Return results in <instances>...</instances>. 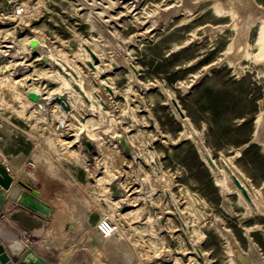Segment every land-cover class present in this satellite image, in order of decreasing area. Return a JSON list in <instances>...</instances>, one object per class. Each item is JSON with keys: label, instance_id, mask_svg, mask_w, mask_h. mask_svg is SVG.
Returning <instances> with one entry per match:
<instances>
[{"label": "rangeland", "instance_id": "374dc122", "mask_svg": "<svg viewBox=\"0 0 264 264\" xmlns=\"http://www.w3.org/2000/svg\"><path fill=\"white\" fill-rule=\"evenodd\" d=\"M263 28L264 0H0V150L12 139L14 153L27 151L45 172L44 192L54 177L93 189L92 219L119 225L109 264H264ZM33 39L80 69L89 91L112 86L108 111L84 99L67 115L53 101L45 114L33 103L28 90L46 98L62 86L29 52ZM88 48L110 66L100 76ZM171 97L214 160H230L248 180L258 209L218 184Z\"/></svg>", "mask_w": 264, "mask_h": 264}, {"label": "crops", "instance_id": "0c3cea01", "mask_svg": "<svg viewBox=\"0 0 264 264\" xmlns=\"http://www.w3.org/2000/svg\"><path fill=\"white\" fill-rule=\"evenodd\" d=\"M0 153V164L10 169L7 174L12 178L9 190L0 189V218L21 235L28 249L47 264H109L110 254L115 255V249L110 248L114 236L103 237L96 228L98 221L89 213L91 205L85 196L86 192L93 194V189L68 187L66 182L54 177L44 192L40 184L46 178L45 172L41 167L33 165V170L28 166L32 162L27 151L14 153L10 139ZM20 181L30 186L31 193L48 206L39 203L43 211H50L49 218L18 203L26 191L19 185ZM83 245L86 249H82Z\"/></svg>", "mask_w": 264, "mask_h": 264}, {"label": "bare ground", "instance_id": "6f19581e", "mask_svg": "<svg viewBox=\"0 0 264 264\" xmlns=\"http://www.w3.org/2000/svg\"><path fill=\"white\" fill-rule=\"evenodd\" d=\"M234 0H229V3H232ZM118 4H120V3H118ZM228 5V4H227ZM229 6V5H228ZM173 13V12H172ZM171 13V14H172ZM175 13V12H174ZM174 17V16H173ZM170 22V21H169ZM153 23V22H152ZM141 25V24H140ZM151 26H153V24L151 25ZM35 39H33L32 41H34ZM31 43V42H30ZM257 43V42H256ZM87 45V44H86ZM257 45H260V48H261V53H262V56H264V28H263V31H262V35H261V38H260V40L258 41V43H257ZM244 46V45H243ZM41 46H40V44H38V46L36 47V51L35 52H33V50H32V48L31 47H29V52H33L35 55H37V56H39L41 59H42V61L45 63V64H47V65H49L50 67H52V68H54V70H55V76L53 77L56 81L58 80L59 82H60V84L62 85L61 86V89L56 93V94H49L48 95V97H43V94L41 93V92H39V91H34V92H36V93H38L39 94V96H40V100L38 101V102H33V103H36L38 106H39V108L45 113V114H47V111H48V108H47V106H48V104L49 103H51V102H53V101H55V98L56 97H58V96H60V95H67V99H68V103H69V105L72 107V105H75V106H78L79 104L78 103H81V101L82 100H86L87 99V101L90 103V108H95V103H98L99 104V106L101 107V109H102V107H103V105L102 104H105V105H107V107H108V100H109V98H108V96H107V94H106V92H105V90L107 91V93L109 92L108 90H107V87H110V89L112 90V94L110 93V95H111V97L112 98H114V97H116L117 95H118V93H117V91L114 89V88H112V86H110V85H107V84H104V83H102L103 84V88H102V90H101V92H92V91H89L87 88H86V78L84 77V75L82 74V72L80 71V69H78L76 66H74V65H71L70 63H66L65 62V60H63V59H61L60 57H54V56H51V55H45L42 51H41ZM95 49H96V47H95ZM95 49H91L90 48V50H91V52L93 53V54H95L98 58H99V60H100V64L99 63H93L94 64V68H91V67H89L94 73H95V75H97V76H100V74H102L103 72H105L110 66H106V63H105V65L103 64V62H102V59H100L101 58V56H99L98 55V53H97V49L95 50ZM90 54V53H89ZM60 56V55H59ZM62 57V56H61ZM66 56H64V58H65ZM90 57H91V54H90ZM92 58V57H91ZM68 59V58H67ZM66 59V60H67ZM68 61V60H67ZM88 61H91V59H87L86 60V62H88ZM114 64H116V63H114ZM46 65V66H47ZM101 65H103L105 68H102L101 67ZM51 68V69H52ZM53 70V71H54ZM91 73V72H90ZM94 75V74H93ZM94 75V77H96ZM93 77V76H92ZM93 77V78H94ZM101 83V82H100ZM75 86H77V87H79V89L81 90V91H83L84 92V95L85 96H83L78 90H76V88H75ZM29 92H31L30 90H28V93ZM123 97V96H122ZM172 99H174L173 97H171V100ZM173 106V105H172ZM174 107V106H173ZM59 108L61 109V111L64 113V114H69V113H71L72 112V108H71V110H69V111H64L63 110V108L61 107V105H59ZM78 108H79V106H78ZM77 109V108H76ZM75 109V110H76ZM96 109V108H95ZM175 109V108H174ZM79 110V109H78ZM106 110V109H105ZM106 111H108V110H106ZM75 112V111H74ZM73 112V113H74ZM102 113H103V111H101ZM177 112V111H176ZM76 115H77V113H76ZM76 115H75V117H76ZM127 116V115H126ZM77 117H78V119H81L80 117H82V116H80V115H77ZM83 119V118H82ZM77 120V119H76ZM132 120V119H131ZM78 121V120H77ZM79 121H81V120H79ZM83 122V121H82ZM60 125L61 126H65L64 124L66 123V119H62V120H60ZM183 123H184V125H185V127H186V131H185V134H184V137H190V138H192L195 142H196V144L198 145V148H199V151H200V153H201V156H202V158H203V160H204V162L207 164V161H206V159H205V157L206 156H209V157H211L213 160H214V158L212 157V155H211V153H210V151L205 147V145L203 144V140H202V138H201V136L194 130V129H192L191 127H190V122H189V120H188V118H184L183 119ZM81 124V123H80ZM82 125V124H81ZM82 129V128H81ZM121 132V131H120ZM124 132L122 131L121 133H119L118 134V137L117 138H119L118 139V141L120 140V137L122 136V134H123ZM160 137H162L163 135H161V134H158ZM195 136V137H194ZM127 142H128V144L131 146V151H132V158L135 160L136 158H138V157H141L140 155V153H138V152H135V150H133L132 149V144H131V142L128 140V138H127ZM152 158V160L155 162V164H156V166H157V169H158V173L159 174H161V165H160V163H159V161H158V159H157V157H151ZM222 158V157H221ZM136 161V160H135ZM214 162L216 163V165H217V169L214 171V170H212V169H210V167L208 166V164H207V166L209 167V169L213 172V174L217 177V182H218V184L220 185V186H222V188L223 189H225V187L226 186H228V185H230L231 187H230V189H234V191H236L237 193H238V195L240 196V198H241V201L242 202H244L246 205H248V206H250V207H253V208H256V209H258L259 208V202H258V200H257V197L255 196L256 195V193L254 194V191H253V188H252V186L250 185V183L248 182V180H246L245 179V177L241 174V173H239L238 172V170L233 166V164H232V162L230 161V160H228V159H223L222 160V162L221 163H218L217 161H215L214 160ZM226 168H228L229 169V171L230 172H228L227 170H226ZM156 169V170H157ZM156 173V172H155ZM231 174H234V175H236L238 178H239V180L242 182V184L244 185V186H247V187H249L248 188V191H249V194H250V197L252 198V203L250 204V203H248L247 201H246V199L243 197V195L241 194V192H240V190L236 187V185L234 184V182H233V180H232V178H231ZM161 177V176H160ZM159 178V177H158ZM161 179V178H160ZM117 184L115 183V186H116ZM170 190V189H169ZM169 190L167 191L166 190V192H167V194L168 195H170V192H169ZM227 191V190H226ZM123 204V203H122ZM252 210H254V209H252ZM176 215H177V217L180 219V221H181V224L183 225V229L185 230V231H187L188 230V226H187V224H186V221H185V219H184V216H183V214H182V212H180V211H177V213H176ZM189 233V232H188ZM194 246L195 247H197L198 245L197 244H194ZM197 250H198V248H197ZM263 263H264V259H263Z\"/></svg>", "mask_w": 264, "mask_h": 264}, {"label": "water", "instance_id": "95a60500", "mask_svg": "<svg viewBox=\"0 0 264 264\" xmlns=\"http://www.w3.org/2000/svg\"><path fill=\"white\" fill-rule=\"evenodd\" d=\"M38 41L34 40L31 41L30 47L32 48L33 52L36 51V47L38 46ZM89 53L91 54L92 59L100 64L99 58L91 52V50L88 48ZM88 66L91 68H94V64L91 61L87 62ZM104 67L103 65H101ZM115 69L118 68L116 64L112 65ZM130 67L133 69L134 72H137L136 68L133 65H130ZM76 90H78L83 96L84 92L79 89V87L75 86ZM107 90L112 94V90L110 87H107ZM28 98L34 102H38L40 100V96L36 92H29ZM87 100V99H86ZM55 102L61 105L64 111L70 110V105L68 103L67 95H60L55 98ZM174 108L180 115L182 119L186 118L184 112L182 111L180 105L178 104L176 99L171 100ZM105 109H108L107 105L102 104ZM153 124V122L151 121ZM195 137V136H194ZM128 135L124 132L119 140L120 147L124 150L126 154L129 156L132 155L131 146L127 142ZM82 144L86 146L87 151H93L94 150V143H92L87 138H82ZM208 166L212 170L217 169V165L214 162V160L206 156L205 157ZM228 172L229 169L226 168ZM9 173L7 169H4L3 166L0 164V189L1 187L9 190L12 184V178L7 174ZM231 178L236 185V187L240 190L243 197L246 199L248 203H252V198L250 197L249 191L247 186H244L242 182L239 180V178L231 174ZM19 185H21L26 191L22 193L18 203L24 207L25 209L36 213L42 217L49 218L50 217V211H43L39 207V203L43 204L45 207H48L46 204L42 203L34 194L31 192L33 191L30 186L23 183L22 181L19 182ZM122 195V193L119 190H116L115 188H112V196L114 198H118ZM0 264H47L42 258L37 256V254L32 250L28 249V246L22 241L21 235L12 227H10L7 223H5L0 218Z\"/></svg>", "mask_w": 264, "mask_h": 264}, {"label": "built area", "instance_id": "2783aa9c", "mask_svg": "<svg viewBox=\"0 0 264 264\" xmlns=\"http://www.w3.org/2000/svg\"><path fill=\"white\" fill-rule=\"evenodd\" d=\"M19 10L23 12L24 8L20 7ZM30 165L33 164L30 163ZM7 171L9 172L10 169L7 168ZM96 228L103 237L110 238L113 237L118 232L119 225L115 221H113L110 217L104 216L98 220L96 224Z\"/></svg>", "mask_w": 264, "mask_h": 264}]
</instances>
